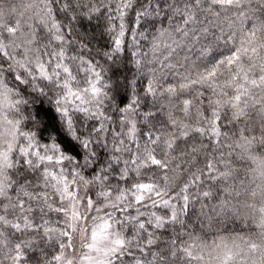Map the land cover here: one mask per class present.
I'll return each mask as SVG.
<instances>
[{
	"label": "snow or ice",
	"instance_id": "obj_1",
	"mask_svg": "<svg viewBox=\"0 0 264 264\" xmlns=\"http://www.w3.org/2000/svg\"><path fill=\"white\" fill-rule=\"evenodd\" d=\"M0 264H264V0H0Z\"/></svg>",
	"mask_w": 264,
	"mask_h": 264
}]
</instances>
